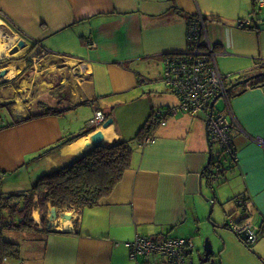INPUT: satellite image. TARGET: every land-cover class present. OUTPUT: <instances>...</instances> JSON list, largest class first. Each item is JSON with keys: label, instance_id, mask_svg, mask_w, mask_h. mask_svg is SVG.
I'll use <instances>...</instances> for the list:
<instances>
[{"label": "crops", "instance_id": "0c3cea01", "mask_svg": "<svg viewBox=\"0 0 264 264\" xmlns=\"http://www.w3.org/2000/svg\"><path fill=\"white\" fill-rule=\"evenodd\" d=\"M0 9V28L7 24L18 42L27 44L11 54L17 44L12 35L9 55L0 58L5 60L0 63V108L10 113L5 119L0 114V188L5 192L11 191L4 187L8 177L25 179V171L36 166L37 176L28 179L33 183L42 173L73 161L90 148L94 132H103V143L127 139L126 131L137 133L154 108L178 105V96L167 85L169 93L162 94L145 73L159 71L164 82L165 56L188 47L191 18L204 17L218 51V67L230 75L232 89L241 75L264 71V7L255 11L253 0H0ZM251 18L255 28L244 25ZM145 83L150 93L143 118L133 121V128L117 125L112 101ZM237 86L243 90L238 88L228 103L224 97L216 101V108L228 107L238 121L233 131L237 161L225 157L224 166L212 161L207 167L201 113L170 115L165 125L154 126L149 137L155 142L141 145L144 137L135 141L130 169L102 204L79 213L57 212V218L50 210L53 230L46 237L38 229L20 232L24 240L19 257L3 264H18L16 259L20 264H167L154 256L133 258L127 244L137 234L191 238L195 249L189 264H264V140H254L264 138V87ZM47 106L62 112L30 118ZM80 106L90 111L85 122L74 126L66 116ZM95 109L110 114L111 124L57 146L90 130ZM87 137L88 142L80 143ZM208 143L212 157L217 151L222 155L220 146L213 150L210 139ZM217 167L224 170L215 179ZM214 182L223 184L216 189ZM237 195L247 199L242 210ZM203 199L211 204L207 215ZM2 216L0 199V221ZM33 217L42 222L38 210ZM230 220L258 226L253 247L230 229ZM201 227L215 241V253L207 262L195 240ZM218 235L224 237L222 244H217Z\"/></svg>", "mask_w": 264, "mask_h": 264}, {"label": "built area", "instance_id": "2783aa9c", "mask_svg": "<svg viewBox=\"0 0 264 264\" xmlns=\"http://www.w3.org/2000/svg\"><path fill=\"white\" fill-rule=\"evenodd\" d=\"M255 11L264 7V0H253ZM4 12L0 9V17ZM247 28H255L253 18L245 24ZM18 43V42H17ZM227 54L226 50L221 51ZM218 51L210 41L206 21L203 16L188 20V47L165 56L162 79L167 87L178 96L179 103L173 107H156L151 113L152 123L166 124L167 117L178 112L198 115L206 114L207 131L211 141H216L221 148V154H228L233 160L239 159L238 150L234 144L233 131L237 129V120L226 110L216 108V101L224 97L229 102L230 75L223 74L217 62ZM264 66V61L262 62ZM241 72V71H240ZM241 77H243L241 75ZM245 77V76H244ZM214 103V104H213ZM107 115L102 109H95L89 128L102 126L107 121ZM258 143H263V137H255ZM153 137L145 136L140 142L146 145L155 142ZM217 167L212 177L220 175ZM237 205L242 210L247 199L244 195L236 198ZM228 226L233 229L249 246L253 247L259 237L258 226L248 220H230ZM133 258L143 256L147 259L154 256L163 259L167 264H189V255L194 251L195 244L191 238L164 234L162 238L137 234L135 239L127 244Z\"/></svg>", "mask_w": 264, "mask_h": 264}, {"label": "trees", "instance_id": "16d2710c", "mask_svg": "<svg viewBox=\"0 0 264 264\" xmlns=\"http://www.w3.org/2000/svg\"><path fill=\"white\" fill-rule=\"evenodd\" d=\"M4 61L0 60V63ZM263 81V77H259L250 83L251 86L261 85ZM238 88L240 91L243 90V87L237 85L232 89L229 84V95L232 96ZM61 112L58 108L47 106L45 110L30 115V118ZM106 115L110 118V114L106 113ZM150 117L151 114L140 126L135 137L93 145L77 155L73 161L39 175L28 189L5 192L0 188L3 212L0 221V264L9 258L19 257L22 247V242L6 236L5 231L27 233L38 229V232L46 237L54 228L49 219L52 208H55L59 214L67 211L79 213L86 207L102 204L130 169L135 141L150 136L155 128L157 123H152ZM88 131L89 129L69 136L57 146L75 140ZM53 148L55 147H51ZM49 150L47 149L46 152ZM239 196L242 195H237L236 198ZM35 210L41 213V223L35 221L33 217Z\"/></svg>", "mask_w": 264, "mask_h": 264}, {"label": "rangeland", "instance_id": "374dc122", "mask_svg": "<svg viewBox=\"0 0 264 264\" xmlns=\"http://www.w3.org/2000/svg\"><path fill=\"white\" fill-rule=\"evenodd\" d=\"M145 76H149L148 82L149 83L151 82L154 85H156L158 90L162 94L168 92V91H165L166 90V87H165L166 84H164L165 82H162V80L160 79L161 75H160L159 71H157L155 73H151L150 75L145 73ZM245 77H247V76H245ZM240 78H244V77H240ZM148 85L149 84H147V83L139 84V85L135 86V88H132L131 90H129L124 95L116 98L115 101H112L113 103L110 105V107H111V110H114L113 117H114V120H115L117 125L122 126V127L124 125H130V126L132 125V128H133V121H137V119H139V117L143 118V114L149 106L148 95L150 93V90L148 89ZM146 94H147V96H146ZM217 105H218V103H217ZM167 106L168 105L160 106V107H167ZM89 111H90L89 106H80L79 108H77V110L74 114L66 116V119L71 120L72 124L74 126H77L81 122H85L87 120V119L85 120L84 118L89 114ZM0 114H1L2 118L5 119L6 116L10 113H9V110L7 107H1L0 108ZM199 116H201L203 118L202 121L205 123L206 122V120H205L206 114L201 113ZM0 122H1V120H0ZM131 132L132 131H126L125 136L127 139H130V138L135 136L136 131H134V133H131ZM211 143L214 144L213 150H217L219 147L218 143L216 141H211ZM204 144H205V150L208 152L209 151V143H208V140L206 137V132H205V137H204ZM223 155H222L223 159L225 157H227L228 159L230 158L233 161V159L230 155H228V154H223ZM36 176H37L36 166H33V168L29 169L28 171L27 170L25 171V177H26L25 179H22V180L18 179L17 176L8 177L7 178L8 180L6 182H4V187L8 190H11V191L28 189L32 186V182H30L28 179L35 178ZM221 184H223V183L214 182L213 188L217 189L218 186H220ZM203 187L205 188L207 186L204 185ZM201 196L204 199H205L204 196H206V198H208V199H211L210 197H208L205 194H203ZM204 199L201 202V206L203 208H205V213L207 215L210 212V205L211 204L209 203V201L207 203ZM204 222L206 223V225H209V226H210V223H212L208 220L207 216L204 218ZM5 234H6V236L17 239L20 242H22L24 240V234L17 232V231H6ZM195 235H196L195 240H197L199 242V245H200V255H202L204 253V245L207 243L208 240L211 241V243L213 245V249L215 251V248H214L215 241H214L213 237H211V235H209V232L206 228L201 227V229L199 230V233H197ZM223 238L224 237H220V235H218L217 244H222ZM246 246L249 247L248 245H246ZM196 252H197V250H196ZM14 260H12V261H14ZM16 260L18 261V264H20L21 261L19 259H16Z\"/></svg>", "mask_w": 264, "mask_h": 264}, {"label": "water", "instance_id": "95a60500", "mask_svg": "<svg viewBox=\"0 0 264 264\" xmlns=\"http://www.w3.org/2000/svg\"><path fill=\"white\" fill-rule=\"evenodd\" d=\"M26 42L24 39L20 40L12 49H11V54L15 53V52H18L20 48H24L26 46ZM214 45V44H213ZM215 46V45H214ZM225 55V54H224ZM1 58V57H0ZM259 77H263L264 79V71H261L259 73H255V74H252L250 76H247V77H244V78H240L238 82L235 83L234 86L236 85H241V84H249L253 79L255 78H259ZM261 85L264 87V81L263 83H261ZM214 104V103H213ZM112 122V119L106 121L104 123V127H107L108 125H110ZM96 128H94L95 130ZM92 131V130H89V132ZM206 131H207V122H206ZM207 139L209 141V133L207 131ZM104 142V135H103V132L102 131H96L94 132L92 135H91V138H90V142H89V147L93 146V145H96V144H99V143H103ZM222 155L219 154V152L217 151V155L212 157V150L210 148L209 150V160H208V165L207 167H209L210 163H213L216 164H220L221 166L223 165L224 166V159L221 158ZM218 166V165H217ZM223 168V167H222ZM224 170V168L222 169ZM214 173V172H213ZM215 174V173H214ZM212 209V208H211ZM51 213H52V216L54 218H57L58 217V213H57V210L55 208H52L51 209ZM66 216H69V215H66ZM231 229V228H230ZM233 230V229H231ZM234 231V230H233ZM235 232V231H234ZM236 233V232H235ZM237 234V233H236ZM238 235V234H237ZM239 236V235H238ZM240 237V236H239ZM241 238V237H240ZM215 253L214 249H213V245L211 243V241H207V243L204 245V253L203 255L201 256L205 262H207L208 260H210L213 256V254Z\"/></svg>", "mask_w": 264, "mask_h": 264}, {"label": "bare ground", "instance_id": "6f19581e", "mask_svg": "<svg viewBox=\"0 0 264 264\" xmlns=\"http://www.w3.org/2000/svg\"><path fill=\"white\" fill-rule=\"evenodd\" d=\"M4 26H7L6 28H0V57L4 55H9V44L8 41L14 35L12 38L13 40H17L16 43L18 42L19 38L18 35L8 26L7 24H4ZM10 30V31H8ZM89 141V137L83 138L80 143H86Z\"/></svg>", "mask_w": 264, "mask_h": 264}]
</instances>
